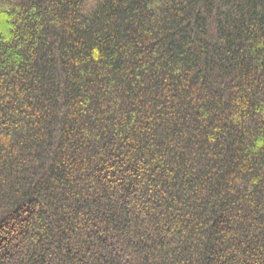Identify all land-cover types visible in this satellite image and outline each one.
<instances>
[{
	"label": "trees",
	"instance_id": "16d2710c",
	"mask_svg": "<svg viewBox=\"0 0 264 264\" xmlns=\"http://www.w3.org/2000/svg\"><path fill=\"white\" fill-rule=\"evenodd\" d=\"M0 264H264V0H0Z\"/></svg>",
	"mask_w": 264,
	"mask_h": 264
}]
</instances>
